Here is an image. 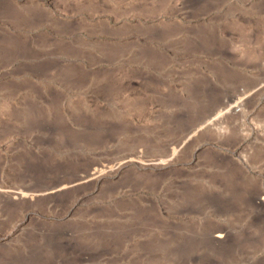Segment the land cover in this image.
<instances>
[{"label":"rangeland","instance_id":"1","mask_svg":"<svg viewBox=\"0 0 264 264\" xmlns=\"http://www.w3.org/2000/svg\"><path fill=\"white\" fill-rule=\"evenodd\" d=\"M253 194L264 0H0V264H264Z\"/></svg>","mask_w":264,"mask_h":264},{"label":"bare ground","instance_id":"2","mask_svg":"<svg viewBox=\"0 0 264 264\" xmlns=\"http://www.w3.org/2000/svg\"><path fill=\"white\" fill-rule=\"evenodd\" d=\"M235 103H237V102H235ZM22 195H23V193H22ZM232 198H233V196H231V199ZM244 199H245V201H244V204L243 205H240V206H237L236 205L237 207L240 208V210H241L240 213H242V211L244 213V210H246L247 207L248 208L250 207L253 211L256 212L255 215L252 216V219L254 220L253 222H256L258 225H259L260 221H263L264 222V196H260L258 194H255V195L253 194L252 196H246V197H244ZM208 202H209V204H211L212 206H214L217 211H224V210L226 211V210H229V209H231L233 207L235 208V205L233 204V201H231V200H220V199L209 198ZM242 203H243V201H242ZM250 221H251V219H250ZM262 227H263V225H262ZM262 227H260V228H262ZM229 233L230 232L228 230L227 231L226 230H219L217 233H212L210 231V233L208 232V234L206 236L207 237L206 238L207 239V242L206 243L209 244V245H212L213 244L215 247L220 248L222 251H225L223 249H228L230 247L232 248L234 244H233L232 238L229 237V235H231ZM41 236H42L43 241L45 242V245L48 248H50V249H52L54 251L65 252V251L71 250V247L70 246L72 245V243H70V241H71L72 237H71L70 230H68V229L50 230V231L42 232ZM238 239H240V238H238ZM41 242H42V240H41ZM242 243H240V245L243 246ZM243 247H245V246H243ZM208 248H210V247H208ZM234 248H235V246H234ZM241 248H240V250H241ZM46 250H48V249H46ZM214 250H217V249L215 248ZM246 251L243 254L247 253ZM230 252H231V250H230ZM219 253H221V252H219ZM225 253H227V252H225ZM235 253L236 252H234V254ZM31 254L32 255L35 254L34 256H32V259L29 258V260H32L31 263L34 264L35 261L40 258L41 254H37L35 251H33ZM218 255H220V254H218ZM236 255H237V253H236ZM221 256H223V255H221ZM232 257H234V256H232ZM237 257H239V256H237ZM226 258H227V256H226Z\"/></svg>","mask_w":264,"mask_h":264}]
</instances>
